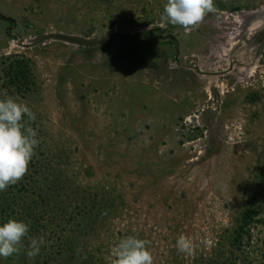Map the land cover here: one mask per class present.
<instances>
[{"label": "rangeland", "instance_id": "374dc122", "mask_svg": "<svg viewBox=\"0 0 264 264\" xmlns=\"http://www.w3.org/2000/svg\"><path fill=\"white\" fill-rule=\"evenodd\" d=\"M166 3L0 0L11 19L0 18V92L28 104L40 141L12 184L28 189L15 218L46 241L28 258L25 239L0 264H112L127 235L149 242L153 264H264V52L249 51L245 21L264 0H214L187 29L160 26ZM158 27L166 32L90 49L20 46L53 32ZM15 57L28 61L29 93L6 76ZM196 64L211 74L185 67ZM249 209L256 217L240 241Z\"/></svg>", "mask_w": 264, "mask_h": 264}, {"label": "clouds", "instance_id": "9594fccd", "mask_svg": "<svg viewBox=\"0 0 264 264\" xmlns=\"http://www.w3.org/2000/svg\"><path fill=\"white\" fill-rule=\"evenodd\" d=\"M213 11L214 0H167L159 23L161 27L171 24L187 29ZM34 120L35 114L27 103L7 90L0 92V191L17 183L28 170L40 142L36 129L28 123ZM29 231V223L16 218L0 223V257L19 254L25 239L29 241L26 256L39 255L46 241L43 236L29 237ZM176 247L178 251H186L189 247L186 237L179 236ZM113 257L112 264H153L149 242L136 235L121 237L114 245Z\"/></svg>", "mask_w": 264, "mask_h": 264}, {"label": "trees", "instance_id": "16d2710c", "mask_svg": "<svg viewBox=\"0 0 264 264\" xmlns=\"http://www.w3.org/2000/svg\"><path fill=\"white\" fill-rule=\"evenodd\" d=\"M28 66V61L24 59L20 60L15 57L11 60L6 69V76L9 78V83L16 86L17 90L27 93H29L34 86ZM262 178L264 180V173L262 174ZM27 190L26 185L22 183V185H10L5 190L0 191V223L9 218H15V215L22 210ZM255 217L256 212L253 209H249L244 215L243 225L240 227V241L249 233L248 229L254 222Z\"/></svg>", "mask_w": 264, "mask_h": 264}, {"label": "water", "instance_id": "95a60500", "mask_svg": "<svg viewBox=\"0 0 264 264\" xmlns=\"http://www.w3.org/2000/svg\"><path fill=\"white\" fill-rule=\"evenodd\" d=\"M255 15L264 16V9L261 11H255L253 12ZM0 18L6 21H10L11 19L4 16L2 13H0ZM264 26H262L260 29L255 31L253 34H251L250 39H253V35L257 32H259ZM161 32L164 34L166 32V28H151V29H146L144 31L136 32V33H124V32H111L104 34L100 37L96 38H85L82 36L78 35H73V34H66V33H46L39 35L35 37L33 40H31L29 43L24 44L21 43L20 46L24 49H32L35 47H38L40 45H45L49 42H59V43H64L72 46H76L79 48H85V49H90V48H96L102 45H105L109 43L110 41L116 40V39H129V40H139L142 39L148 35ZM239 49L242 48V45L238 47ZM264 49V44L260 48L259 52H262ZM232 63H234L232 61ZM232 67V64L230 65V68ZM205 75H210V73H206Z\"/></svg>", "mask_w": 264, "mask_h": 264}, {"label": "flooded vegetation", "instance_id": "af4514ba", "mask_svg": "<svg viewBox=\"0 0 264 264\" xmlns=\"http://www.w3.org/2000/svg\"><path fill=\"white\" fill-rule=\"evenodd\" d=\"M263 26H264V24H263ZM168 38L172 39L171 36H169ZM248 41H249V46H248L249 51L251 50L255 55H259V54L263 53L264 49L262 52H259V50L264 44V27L260 30V32H257L253 35V39H250ZM252 45H255V46L253 48H250V46L252 47ZM174 59H175V62L177 63L178 59L176 58V56L174 57ZM233 62H234L233 63V65H234L236 63V61H233ZM233 65L231 68L229 67V71L232 70ZM185 67L188 68V70H190V71H196L198 75L205 76V74H206V72H203L201 69H199L197 64L192 65V66H186L185 65ZM214 74H220V73H214ZM206 76H208V75H206Z\"/></svg>", "mask_w": 264, "mask_h": 264}, {"label": "bare ground", "instance_id": "6f19581e", "mask_svg": "<svg viewBox=\"0 0 264 264\" xmlns=\"http://www.w3.org/2000/svg\"><path fill=\"white\" fill-rule=\"evenodd\" d=\"M247 16H249V17H247ZM247 16L245 18V21H247V19H249L248 21H249L250 25H247L246 33L249 36V35L253 34L255 31H257L258 29H260L263 26V24H264L263 23L264 22V16L261 15V16L258 17V15H255L253 12L249 13ZM190 121H191V119H190Z\"/></svg>", "mask_w": 264, "mask_h": 264}]
</instances>
